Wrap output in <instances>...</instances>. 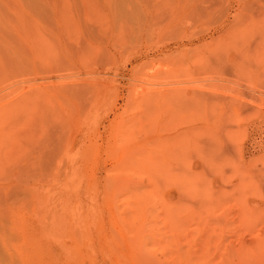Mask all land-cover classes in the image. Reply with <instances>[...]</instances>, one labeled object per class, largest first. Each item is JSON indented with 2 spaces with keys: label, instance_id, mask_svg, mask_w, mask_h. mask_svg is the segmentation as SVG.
Masks as SVG:
<instances>
[{
  "label": "rangeland",
  "instance_id": "obj_1",
  "mask_svg": "<svg viewBox=\"0 0 264 264\" xmlns=\"http://www.w3.org/2000/svg\"><path fill=\"white\" fill-rule=\"evenodd\" d=\"M1 225L9 264H264V0H0Z\"/></svg>",
  "mask_w": 264,
  "mask_h": 264
},
{
  "label": "bare ground",
  "instance_id": "obj_2",
  "mask_svg": "<svg viewBox=\"0 0 264 264\" xmlns=\"http://www.w3.org/2000/svg\"><path fill=\"white\" fill-rule=\"evenodd\" d=\"M146 45H147V44H146ZM234 45H235V44H234ZM166 47H168V46H166ZM237 47H238V46H237ZM177 48H178V47H177ZM166 51H171V48H167ZM217 59H218V58H217ZM217 61H219V60H217ZM217 64H218V63H217ZM217 64H216V65H217ZM240 64H241V63H240ZM221 65H222V64H221ZM233 65H234V64H233ZM237 66L239 67V65H237ZM212 67H215V66H212ZM216 67H217V66H216ZM216 67H215V68H216ZM222 67H223V66H222ZM241 67H242V65H241ZM241 67H239V68H241ZM220 70H221V69H220ZM240 70H241V69H240ZM222 71H223V70H222ZM218 72H219V71H218ZM3 81H4V80H3ZM64 88H65V87H64ZM151 92H152V91H151ZM68 93H69V92H68ZM144 93H145V92H144ZM163 93H164V92H163ZM167 93H168V92H167ZM175 93H177V92H174V94H175ZM178 93L180 94L181 92H178ZM196 93H197V92H196ZM145 94H146V93H145ZM198 94H199V93H198ZM198 94H197V95H198ZM158 95H159V94H158ZM171 95L173 96V92L171 93ZM175 95H176V96H173V98H176V97H177V94H175ZM193 95H195V94H193ZM60 96H61V95H60ZM144 96H145V95H144ZM144 96H143V94H142V97L144 98V100H146L145 97L147 96V94H146L145 97H144ZM168 96H169V95H168ZM157 97H159V96L156 95V98H157ZM165 97H167V96H164L163 98H165ZM170 97H171V96H170ZM178 98H180V97H178ZM232 98H233V97H232ZM150 99L153 100V98H150ZM150 99H149V100H150ZM168 99H169V98H168ZM189 99H190V98H189ZM136 100H137V99H136ZM144 100H143V101H144ZM154 100H155V99H154ZM171 100H172V97L170 98L169 101H171ZM178 100H179V99H178ZM196 100H197V99H196ZM155 101H156V100H155ZM172 101H173V100H172ZM175 101H177V100H175ZM199 101H200V100H199ZM196 102H198V101H196ZM145 103H146V101H145ZM145 103H144V104H145ZM174 103H175V102L173 101V105H174ZM179 103H180V102H179ZM189 103H190V102H189ZM199 103H200V102H199ZM175 104H176V103H175ZM167 105H168V104H167ZM176 105H177V104H176ZM190 105H191V103H190ZM197 105H198V104H197ZM171 106H172V105H171ZM175 107H177V106H175ZM164 108H165V106H164ZM168 108H169V107H168ZM172 108H173L174 110H176V108H174V107H172ZM193 108H194V107H193ZM180 109H181V108H180ZM190 109H191V108H190ZM157 110H158V109H157ZM193 110H194V109H193ZM197 110H198V109H197ZM147 111H148V110H147ZM154 111H155V110H154ZM159 111H160V110H159ZM159 111H158V112H159ZM168 111H170V110H168ZM150 113H151V112H150ZM150 113H148V114H150ZM168 114H169V113H168ZM176 116H177V115H176ZM141 117H143V116H141ZM144 117H145V116H144ZM170 118H171V116H170ZM178 118H179V117H178ZM178 118H177V119H178ZM138 119H139V118H138ZM148 119H149V118H148ZM153 119H154V118H153ZM184 119H185V118H184ZM179 120H180V119H179ZM173 121H174V120H173ZM177 121H178V120H177ZM152 122H153V121H152ZM153 123H154V122H153ZM179 124H180V123H179ZM171 125H172V124H171ZM180 125H181V124H180ZM178 126H179V125H178ZM223 126H224V125H223ZM194 129L197 130V128H194ZM226 129H227V128H226ZM164 130H165V129H164ZM199 130H200V129H199ZM227 130H228V129H227ZM201 131H202V130H201ZM163 132H164V131H163ZM204 132H206V131H204ZM204 132H203V133H204ZM211 132H212V130H211ZM233 132H234V131H233ZM183 133H184V132H183ZM192 133H193V132H192ZM194 133H195V132H194ZM199 133H202V132L199 131ZM228 133H229V132H228ZM196 134H198V131L196 132ZM179 135H180V136L182 135V137H183V134H182V133H181V134L179 133ZM184 135H185V134H184ZM194 135H195V134H194ZM198 135L200 136V134H198ZM227 135H230V134H227ZM187 136H188V135H187ZM232 136H233V135H232ZM185 137H186V136H185ZM170 138H171V137H170ZM183 138H184V137H183ZM196 138H197V136H196ZM231 138H232V137H231ZM173 139H174V138H173ZM163 140H164V139H163ZM168 140H169V139H168ZM179 140L182 141L181 139H179ZM156 142H157V140H156ZM174 142H175V141H174ZM174 142H173V143H174ZM177 142H178V140H177ZM193 142H194V144H195V143L197 144V141H196V142L193 141ZM164 143H165V142H164ZM173 143H172V145L176 144V143H174V144H173ZM178 143H179V142H178ZM187 143H189V142H187ZM148 144H149V143H148ZM179 144H180L179 147H180V146L182 147V145H181L182 143H179ZM149 145H150V144H149ZM172 145H171V146H172ZM177 145H178V144H177ZM186 145H187V144H186ZM197 145L199 146V143H198ZM164 147H165V146H164ZM183 147H184V145H183ZM196 147H197V146H196ZM169 148H170V147H169ZM167 149H168V148H167ZM162 150H163V149H162ZM164 150H165V149H164ZM171 150H172V149H171ZM171 150L169 149L168 151H171ZM148 154H149V153H148ZM153 156H154V155H153ZM140 157H141V156H140ZM155 158H156V157H155ZM157 160H158V159H157ZM157 160H156V161H157ZM158 161H159V160H158ZM149 162H150V161H149ZM160 162H161V161H160ZM151 163H152V161H151ZM151 163H150V164H151ZM158 164H159V163H158ZM154 165H155V164H154ZM244 173H245V172H244ZM45 174H47V173H45ZM240 182H241V181H240ZM246 182H247V181H246ZM243 183H244V182L242 181V184H243ZM239 184H240V183H239ZM244 184H245V183H244ZM241 186H242V185H241ZM244 206H245V205H244ZM3 226H4V225H3ZM5 227H6V226H5ZM0 228H2V225L0 226ZM0 230H1V229H0ZM1 232H2V231H1ZM7 233H8V232H7ZM0 237H1V236H0ZM12 237H13V236H12ZM14 239H16V238L14 237ZM16 240L19 241V240H21V239H20V238H19V239L17 238ZM3 241H4V240H3ZM6 242H7V240H6ZM19 242H20V241H19ZM0 243H1V240H0ZM2 243H4V242H2ZM1 245H4V244H1ZM1 245H0V250H1V248L3 247V246L1 247ZM9 245H10V244H9ZM7 248H8V247H7ZM20 248H21V247H20ZM2 250H3V248H2ZM2 250H1V252L3 253ZM4 251H5V249H4ZM1 252H0V253H1ZM2 253H1L0 256H2ZM4 253H5V252H4ZM6 253H7V252H6ZM6 253H5V254H6ZM5 254H4V255H5ZM7 254H8V253H7ZM7 254H6V256H7ZM4 255H3L4 259L7 258V257L4 256ZM3 257H1V258H3ZM4 259L1 260L2 263H0V264H3V263L9 264L8 262H10V261L7 260V259H9V258H7V259L3 262ZM10 260H11V259H10ZM17 260H18V259H17ZM1 261H0V262H1ZM7 261H8V262H7ZM15 261H16V260H15ZM19 262H20V261H19ZM19 264H21V263H19Z\"/></svg>",
  "mask_w": 264,
  "mask_h": 264
}]
</instances>
